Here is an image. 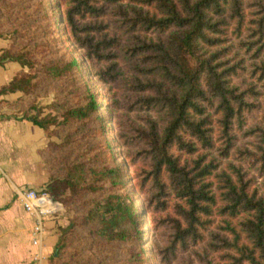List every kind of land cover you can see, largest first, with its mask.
I'll use <instances>...</instances> for the list:
<instances>
[{
	"label": "rangeland",
	"instance_id": "1",
	"mask_svg": "<svg viewBox=\"0 0 264 264\" xmlns=\"http://www.w3.org/2000/svg\"><path fill=\"white\" fill-rule=\"evenodd\" d=\"M140 1L123 0L122 5L127 10L138 9L142 6ZM59 3L0 0V39L8 41L7 49L15 55L25 56L26 72L33 77L31 91L8 103L14 107L10 115L44 123L43 130L49 137V183L57 178L68 179L74 164L83 166L77 192L67 189L57 201L63 207L66 226L43 264H231L227 256L234 253L215 249L222 245L219 240H234L227 217H213L202 241H176L173 220L178 219L179 202L168 190L165 194L160 191L147 154L143 133L150 130L151 123L157 122L159 127L162 123L157 110L143 102L151 94L140 92V85L152 77L144 74L149 66L143 64V56L134 53V48L140 45L137 39L158 40L173 29L162 34L128 32L117 9L107 6L102 17L84 21L106 27L105 32L94 36L95 42L105 36L119 39L118 45L107 53L110 57L99 59L73 42L64 22L66 8ZM242 3L243 24L228 18L227 12L226 25L220 27L223 42L210 51L221 53L220 62L233 69L230 85L247 94L246 101L252 108L235 121L230 132L234 148L226 158L217 151L224 141L220 139V128L214 124V138L219 141L212 157L220 169H242L251 192L264 196V0ZM73 59L79 66L68 69ZM93 103L97 109L89 118L71 115ZM208 114L216 121L214 108H209ZM172 152L179 153L176 149ZM94 170L115 173L104 180L93 175ZM120 171L124 184L114 185ZM211 182L215 188L218 186L216 178L212 177ZM111 195L136 205L138 210V219L126 227L125 237L114 240L100 237L92 223L98 214L96 207ZM241 219H235L233 225Z\"/></svg>",
	"mask_w": 264,
	"mask_h": 264
},
{
	"label": "trees",
	"instance_id": "2",
	"mask_svg": "<svg viewBox=\"0 0 264 264\" xmlns=\"http://www.w3.org/2000/svg\"><path fill=\"white\" fill-rule=\"evenodd\" d=\"M58 1L66 8L64 22L73 42L99 59H108L107 53L118 45L119 39L105 36L95 42L94 36L105 32L106 27L84 21L89 17H102L107 6L117 9L123 19L122 26L127 27L128 32L144 30L162 34L173 29L158 40L137 39L140 45L134 48V53L143 56V64L149 66L144 74L152 77L151 81L140 85V92L151 94L143 102L157 110L162 126L151 123L150 130L143 136L157 186L164 194L168 190L179 202L176 205L178 219L173 220L176 241L182 244L187 240L202 241L204 232L214 222L213 217H227L228 230L234 240H219L222 245L215 249L234 253L227 256L231 264H264V196L251 192L242 169L235 166H228L230 172L220 169L212 157L219 141L214 138V124L220 128V139L225 145L217 151H222L221 156L226 158L234 148L230 132L235 121L241 120L243 113L252 108L246 101L247 94L230 85L233 69L225 68V63L220 62L221 53L210 51L223 42L219 37L223 33L220 27L226 25L227 12L228 18L240 26L243 24L242 0H142L140 8L131 10L123 7V0ZM5 61L27 66L25 56L15 55L10 49L0 56V64ZM78 66V61L73 59L68 69ZM262 76L264 79V71ZM32 79L28 72L22 73L0 89V96L16 92L28 94ZM209 108H214L216 121L208 114ZM96 109L97 104L93 103L71 115L86 119ZM28 120L45 129L43 122ZM173 149L179 153L172 152ZM261 150L264 154V149ZM70 170L68 179H53L48 185L47 191L55 201H59L67 189L76 193L80 186L78 180L83 166L74 164ZM91 173L105 180L115 172L94 170ZM212 177L218 182L216 188ZM118 179L113 184L123 185L122 171ZM95 211L98 214L93 226L100 237L109 240L124 238L126 227L138 219L136 205L113 195ZM240 217L242 219L233 225ZM59 255L60 248H57L56 257Z\"/></svg>",
	"mask_w": 264,
	"mask_h": 264
},
{
	"label": "crops",
	"instance_id": "3",
	"mask_svg": "<svg viewBox=\"0 0 264 264\" xmlns=\"http://www.w3.org/2000/svg\"><path fill=\"white\" fill-rule=\"evenodd\" d=\"M7 45V40L0 39V56ZM25 72L20 62L1 63L0 89ZM21 96V92L0 96V264H36L39 249L33 243L35 220L25 211L18 192H40L50 182L48 133L28 120L10 115L14 107L8 103ZM62 212L45 222V256L53 253L66 226Z\"/></svg>",
	"mask_w": 264,
	"mask_h": 264
},
{
	"label": "built area",
	"instance_id": "4",
	"mask_svg": "<svg viewBox=\"0 0 264 264\" xmlns=\"http://www.w3.org/2000/svg\"><path fill=\"white\" fill-rule=\"evenodd\" d=\"M18 198L25 211L35 220L33 243L39 249L36 264H43L46 258L43 252L46 233L45 222L61 213L63 207L53 199L47 190L39 192L23 189L18 192Z\"/></svg>",
	"mask_w": 264,
	"mask_h": 264
}]
</instances>
